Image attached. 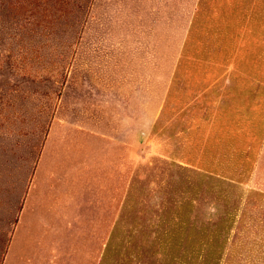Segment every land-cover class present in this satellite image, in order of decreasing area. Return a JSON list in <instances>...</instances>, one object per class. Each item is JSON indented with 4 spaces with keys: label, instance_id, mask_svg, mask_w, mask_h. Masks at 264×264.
I'll use <instances>...</instances> for the list:
<instances>
[{
    "label": "rangeland",
    "instance_id": "rangeland-1",
    "mask_svg": "<svg viewBox=\"0 0 264 264\" xmlns=\"http://www.w3.org/2000/svg\"><path fill=\"white\" fill-rule=\"evenodd\" d=\"M77 261L264 264V0H0V264Z\"/></svg>",
    "mask_w": 264,
    "mask_h": 264
},
{
    "label": "trees",
    "instance_id": "trees-1",
    "mask_svg": "<svg viewBox=\"0 0 264 264\" xmlns=\"http://www.w3.org/2000/svg\"><path fill=\"white\" fill-rule=\"evenodd\" d=\"M222 229V224L220 225H218L217 227H216V229H215V231L216 232H219V230H221ZM189 240H191L190 239V237H189ZM204 240V239H203ZM186 245H188L187 243H186ZM204 245H205V248L204 249H206V250H215L216 248L215 247H218V248H220V243H218L217 242V240L215 241V240H212V241H208V239L207 240H205L204 241ZM212 246V247H211ZM211 247V248H210Z\"/></svg>",
    "mask_w": 264,
    "mask_h": 264
},
{
    "label": "crops",
    "instance_id": "crops-1",
    "mask_svg": "<svg viewBox=\"0 0 264 264\" xmlns=\"http://www.w3.org/2000/svg\"><path fill=\"white\" fill-rule=\"evenodd\" d=\"M80 219L81 218H79V217H72L71 218V223L70 224H77L79 221H80ZM59 223H64V222H61V221H59ZM102 250H103V248H102ZM102 253H103V251H102ZM75 260H72V262H74ZM78 262L79 261H77L76 263H74V264H78Z\"/></svg>",
    "mask_w": 264,
    "mask_h": 264
}]
</instances>
